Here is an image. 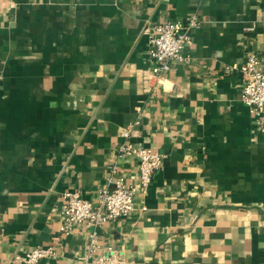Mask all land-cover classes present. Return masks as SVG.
Listing matches in <instances>:
<instances>
[{
	"label": "crops",
	"instance_id": "crops-1",
	"mask_svg": "<svg viewBox=\"0 0 264 264\" xmlns=\"http://www.w3.org/2000/svg\"><path fill=\"white\" fill-rule=\"evenodd\" d=\"M203 21L187 60L144 91L148 23ZM264 55V0H0V264H82L89 231L55 243L64 191L97 202L113 167L128 186L131 141L164 154L127 216L100 228L126 264H264V129L241 98V68ZM140 108V110L138 109Z\"/></svg>",
	"mask_w": 264,
	"mask_h": 264
},
{
	"label": "built area",
	"instance_id": "built-area-1",
	"mask_svg": "<svg viewBox=\"0 0 264 264\" xmlns=\"http://www.w3.org/2000/svg\"><path fill=\"white\" fill-rule=\"evenodd\" d=\"M203 21L197 14L184 20H168L148 23L143 34L148 41V55L155 62L151 69L143 70L140 84L144 91H152L162 84L164 75L175 62L187 60L185 50L193 43V31L202 26ZM243 89L242 101L247 105L264 129V55L250 53L241 68ZM140 110V108H138ZM141 123V114L131 122L124 133L125 140L119 146L120 156H134L138 159L139 178L134 186H128L122 177L117 176L113 167L110 181L112 187L103 188L97 202H92L80 191H64L61 203V225L55 243L68 235L76 225H83L89 231L88 251L80 259L82 264H126L120 250L108 247L102 251L100 228L111 221L127 217L135 208V196L146 191L153 182L155 174L162 169L163 153L136 146L130 139L134 128ZM56 247H36L31 251L16 255L15 262L39 264L56 257Z\"/></svg>",
	"mask_w": 264,
	"mask_h": 264
}]
</instances>
